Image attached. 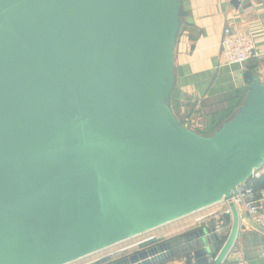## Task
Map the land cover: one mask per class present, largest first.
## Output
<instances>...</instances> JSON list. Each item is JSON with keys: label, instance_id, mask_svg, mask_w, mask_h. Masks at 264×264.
Returning <instances> with one entry per match:
<instances>
[{"label": "water", "instance_id": "95a60500", "mask_svg": "<svg viewBox=\"0 0 264 264\" xmlns=\"http://www.w3.org/2000/svg\"><path fill=\"white\" fill-rule=\"evenodd\" d=\"M237 0L233 2L236 3ZM181 0H0V264H70L231 199L264 166V84L212 135L170 107ZM223 241L186 235L188 264ZM142 244L107 264H158Z\"/></svg>", "mask_w": 264, "mask_h": 264}, {"label": "crops", "instance_id": "0c3cea01", "mask_svg": "<svg viewBox=\"0 0 264 264\" xmlns=\"http://www.w3.org/2000/svg\"><path fill=\"white\" fill-rule=\"evenodd\" d=\"M181 1V26L174 53L175 87L170 107L180 121L188 120L187 127L210 136L244 104L249 90L246 72L264 84V0H237L236 3L234 0ZM227 27L236 34H250L254 38L256 52L246 63L229 65L223 61L221 39ZM261 171L263 175L264 166ZM238 209L240 226L234 249L240 250L250 264H264V231L243 209ZM222 218L223 242L230 231L232 216ZM182 220L175 225L161 226L136 243L145 240L150 241L149 244L169 242L175 254L158 264H188L190 254L176 252V248L187 243L184 236L189 232L203 226L212 227L215 220L208 218L193 223ZM179 236L183 239L177 245ZM138 248L133 245L125 254ZM107 255L99 252L70 264H107L119 259H110Z\"/></svg>", "mask_w": 264, "mask_h": 264}, {"label": "built area", "instance_id": "2783aa9c", "mask_svg": "<svg viewBox=\"0 0 264 264\" xmlns=\"http://www.w3.org/2000/svg\"><path fill=\"white\" fill-rule=\"evenodd\" d=\"M255 52V40L250 34H236L229 27L224 30L223 37L221 39V55L225 63L229 65L236 63H246L252 57H254ZM183 123L187 126L188 120L183 121ZM261 176V169L254 171L250 179L238 186L237 193H233L231 199H224L221 203H219L222 204L221 209H213L206 214L200 215L196 217V221L202 222L208 218L214 219V227L221 236L224 225V220L222 217L224 215L232 216L230 203L233 202L237 208H241L245 211V213L251 218L255 225L264 231V187H258L254 184V180L259 179ZM146 242L147 240L141 241L140 243L136 244V247L141 246ZM130 248L131 246H127L114 250L112 253H108L107 257L110 259L111 257H119L120 259L126 255L125 253ZM221 264L250 263L240 250L238 251L233 247Z\"/></svg>", "mask_w": 264, "mask_h": 264}, {"label": "rangeland", "instance_id": "374dc122", "mask_svg": "<svg viewBox=\"0 0 264 264\" xmlns=\"http://www.w3.org/2000/svg\"><path fill=\"white\" fill-rule=\"evenodd\" d=\"M218 207V208H217ZM220 207H222V204H216V205H213V206H211V207H209V208H207V209H205V210H202V211H199V212H196V213H194V214H192V215H189V216H186V217H184V218H181V219H179V220H177L176 222H172V223H174V224H166V225H163L162 227H168V226H171V225H175V223H181L183 220L182 219H188L187 221L188 222H191V223H193V221L194 220H196L195 218L196 217H198V216H200V215H203V214H206V213H208L209 211H211V210H213V209H221ZM161 227H159V228H156V229H153V230H151V231H148V232H146V233H144V234H142V235H140V236H137V237H134V238H132V239H130V240H127V241H125V242H122V243H120V244H118V245H116V246H113V247H111V248H108V249H105V250H103L102 252H100V254H105V253H111V251H114V250H117V249H121V248H123V247H127V246H131V248H132V246L134 245V247L136 246V241H138L139 239H143V237H145V236H147V235H149V234H151V233H155L156 231H158V229H160ZM171 232V231H170ZM156 241H158V239H156ZM149 242L150 241H147L146 243H145V245H147V243L149 244ZM130 248V249H131ZM129 249V250H130Z\"/></svg>", "mask_w": 264, "mask_h": 264}, {"label": "trees", "instance_id": "16d2710c", "mask_svg": "<svg viewBox=\"0 0 264 264\" xmlns=\"http://www.w3.org/2000/svg\"><path fill=\"white\" fill-rule=\"evenodd\" d=\"M181 122H183V121H181ZM254 184L256 185V186H258V187H264V174L259 178V179H255L254 180ZM179 239L177 240V245L178 244H180V243H182V239L183 238H181V236H179L178 237ZM184 238H185V240H186V235L184 236ZM186 242H187V240H186ZM223 242L221 241V243L220 244H222ZM174 244V243H173ZM176 245V244H175ZM176 245V246H177ZM176 246H175V248H176ZM177 249V251L176 252H184V253H186V254H190V243L189 242H187L186 244H182L181 246H179V247H177L176 248Z\"/></svg>", "mask_w": 264, "mask_h": 264}, {"label": "flooded vegetation", "instance_id": "af4514ba", "mask_svg": "<svg viewBox=\"0 0 264 264\" xmlns=\"http://www.w3.org/2000/svg\"><path fill=\"white\" fill-rule=\"evenodd\" d=\"M199 229H200V228H199ZM199 229H198V230H199ZM194 232H197V231H193V232H191V233H194ZM189 233H190V232H189ZM189 233H188V234H189ZM186 240H187V237H186ZM155 244H158V243H155ZM140 248H141V246H139L138 249H140ZM136 250H137V249H136Z\"/></svg>", "mask_w": 264, "mask_h": 264}]
</instances>
